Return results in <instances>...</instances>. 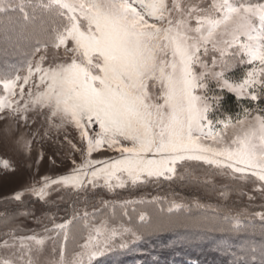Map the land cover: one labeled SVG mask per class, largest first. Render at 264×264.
<instances>
[{"label": "snow or ice", "instance_id": "snow-or-ice-1", "mask_svg": "<svg viewBox=\"0 0 264 264\" xmlns=\"http://www.w3.org/2000/svg\"><path fill=\"white\" fill-rule=\"evenodd\" d=\"M0 20L4 39L14 38L24 57L0 71V120L27 126L42 117L50 128L71 125L80 138V146L67 141L79 162L10 199L30 193L47 202L63 192L84 194L86 205L90 190L172 180L191 161L233 180L255 178L264 192V108L221 112L225 91L264 101V0H0ZM237 67L244 71L233 78ZM14 144L30 155L26 137ZM0 168V181L15 176L9 160L0 159ZM130 203L101 200L92 213L73 206L71 219L53 221L44 236L5 232L0 264H41L47 240L58 259L46 264H95L151 225L143 212L138 226L118 222ZM246 215L224 219L238 230ZM254 215L264 221V212ZM77 220L86 235L70 249ZM261 254L264 264V247Z\"/></svg>", "mask_w": 264, "mask_h": 264}, {"label": "trees", "instance_id": "trees-1", "mask_svg": "<svg viewBox=\"0 0 264 264\" xmlns=\"http://www.w3.org/2000/svg\"><path fill=\"white\" fill-rule=\"evenodd\" d=\"M15 43L14 38L10 41L4 39V21L0 20V71L7 70L9 65L21 66L24 57L22 50L14 47ZM243 71L244 69L237 67L230 75L239 78ZM222 95L221 112L231 113L233 117L242 113L244 107L252 108L256 105V102L253 103L248 98L237 99L234 94L226 91ZM186 167L184 179L161 178L157 185H151V191L156 192L155 194L145 193L137 197L133 195L137 191L135 188L123 192L129 194L128 199L123 197L122 200L116 201L117 204L135 201L126 209L128 216L125 219L122 217L123 223L135 218L131 224L138 226L139 220L136 218L138 214L133 217L132 213L144 210L151 219V229L148 230V226L139 230L149 235L144 239L140 237L139 240L131 241V249H136L134 251L137 255L131 251L124 253L122 250H125L124 247L121 249L114 247L109 253L97 258L95 264H261L264 221L254 214L264 212V195H261L262 202L253 201L248 196L246 190L252 185V180L245 182L218 175L215 169L199 162L192 164L190 162ZM193 168H199L201 175H206L192 176ZM209 171L212 175L216 174V178L232 183L208 180ZM152 182L140 186L143 188ZM194 185L198 188L193 187ZM221 192H226L227 198L222 197ZM73 206L69 202V211H72ZM76 206L78 205L74 207ZM6 208L2 207L0 210V219L3 220L0 227L8 226L12 221L9 219L13 216L12 213L7 212V216L4 214ZM169 208H173L171 213L168 211ZM119 213L120 210L118 215ZM237 213L247 215L242 217V226L238 230H233L231 222L226 221L224 217ZM30 221L35 222L32 219ZM47 228L51 229L52 225ZM70 239L73 240L71 236ZM76 243L77 241L68 242V247H76Z\"/></svg>", "mask_w": 264, "mask_h": 264}, {"label": "rangeland", "instance_id": "rangeland-1", "mask_svg": "<svg viewBox=\"0 0 264 264\" xmlns=\"http://www.w3.org/2000/svg\"><path fill=\"white\" fill-rule=\"evenodd\" d=\"M254 102H256V105L252 108H264V101L258 100L253 101V103ZM6 127L12 129V133L10 136L5 133ZM46 130L47 135L45 134ZM33 133H36V135L33 136ZM21 135L31 141L30 155H25L24 153L19 151L17 146L14 144V140ZM68 140H71L77 146H80L79 134L77 130L71 125L61 128H50L49 124L42 117H32V119L29 120L27 126H24L23 122L17 124V122L13 120H0V159L9 160L13 168H15L16 170L15 176L11 180L6 182L0 181V210H2V207H7L5 209L6 212L4 214L7 216V212H9L13 215L9 218L12 221L8 226L0 227V241H2L3 238H6L4 237L5 232H15L17 235H48V233H45L44 229L45 227L52 225L53 221H55V223H63L66 219H71L72 211H69V202H71L74 206L78 205L76 207L81 209L85 208L86 206L87 211L89 213H92L94 206H101V200L116 202L117 200H122L123 197H126L128 199L129 194L123 192H126L127 190H132V188L137 189V191L133 193V195L137 197L145 193H156L154 191H151L150 186L157 185L158 182H152L143 188H141L140 185L132 187L131 185H128L123 189H116L114 192H108L104 189H97L95 190V192H92L90 190L87 194L86 205L83 198L84 194H81V196L78 198L75 195H70L63 192H52L46 198L47 202L39 200L30 193H25V195L22 197V202L10 199L14 192L23 190L26 185L31 184L33 181H39L41 177L47 176L54 178L66 173L72 166V159H75L77 162L80 161V153L72 150L71 146L67 142ZM93 155L96 158H101L100 154ZM103 155L112 156L114 155V153L105 152L103 153ZM37 159H39L38 164L35 163ZM188 163L190 162H186V165H188ZM192 163L198 162L191 161V164ZM193 172L194 174H192V176L206 175H201L202 172L199 170V168H193ZM184 173L185 168H178V173L175 177L180 178L181 176L186 175ZM209 173H207L208 180L212 179L225 184L232 183L230 181L228 182L227 180H224V182L222 181V179L216 178V174L212 175V172L210 171ZM3 174L4 170L0 168V175ZM254 180L255 178H252V185L246 190L247 194L249 197L252 198L253 201L262 202L263 198L261 197V195H264V192H262L260 188V182H253ZM193 187L198 188L195 185ZM186 189L189 190L190 188ZM130 201L135 202L134 200ZM16 211H18L17 214H13L16 213ZM26 212L29 214L24 215V213ZM142 212L145 213L144 210ZM140 213L141 212L136 211V213H132V215L133 217L137 214L139 216ZM32 214L35 215L33 217H30L32 216ZM82 214L83 213L81 212V215ZM138 216L136 218H138ZM125 217H123V219H125ZM30 219L35 220V222L30 221ZM123 219L120 221L124 222ZM132 220H130L131 223L134 222ZM1 221L3 220L0 219V222ZM127 223H129V221H127L126 224ZM82 224L83 221L77 220L73 225H71L72 233L76 236V240L70 239L69 242L77 241L79 243H83V240L80 239V236L86 235V233L83 231H78L81 229ZM150 229L151 227L149 226L148 230ZM138 234L143 239L149 235V233L142 232L141 230H139ZM131 241L134 240L129 237L128 242L124 247L125 250H122L124 251V253H130L131 251V253H135L137 255L136 251H134L136 249H131ZM115 247H117V249L122 248L119 247V243H117ZM52 248L53 242L51 240H47L45 243L44 250L40 256L41 264H46L48 260L53 258L58 259V253L53 254ZM69 248L73 249L75 247L72 246Z\"/></svg>", "mask_w": 264, "mask_h": 264}]
</instances>
